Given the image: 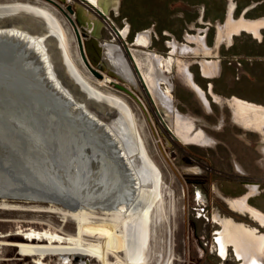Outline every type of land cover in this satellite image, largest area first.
<instances>
[{
	"label": "bare ground",
	"instance_id": "6f19581e",
	"mask_svg": "<svg viewBox=\"0 0 264 264\" xmlns=\"http://www.w3.org/2000/svg\"><path fill=\"white\" fill-rule=\"evenodd\" d=\"M75 3L77 7L73 13L67 8L69 14L75 18L68 14L66 16L75 26L76 35L73 34L68 23L61 19L63 15L60 18L47 7L29 1H1L0 66L2 70L8 68V63L2 60V57L5 56L4 51H10L11 46L15 47L11 50L14 58L17 56V66L25 65L24 71L31 68L35 73L29 64L21 61L23 60L21 56L24 55L31 63L36 62L39 72L35 75L37 77L35 79L43 85V92L46 94L47 90L53 92L55 97L52 98L54 101L58 100L56 103L60 106L58 109L62 111L63 116H67V119H72V116L75 123L78 122L93 133L94 140L99 138L97 142L95 141L97 147L105 146L112 152L113 157L110 155L104 166L100 164L106 169H103V172L100 171V174L97 171L98 176L92 180H87L79 173L75 184L67 183L73 194L64 191L65 194H62L65 196L59 197L49 196L47 189L41 190L39 185V187L35 185V182L43 185L50 182L49 174L51 173L44 164L47 162L48 153L32 155L36 158L31 159L33 163L39 164V166L36 165L37 169L32 170L34 173L32 176L40 177L38 179L17 181L3 177L0 170V207L21 208L17 201H11V198L15 197L49 203L47 208L33 207L34 210L39 211L58 212L61 209L57 205H63L76 224V232L73 235H66L58 231L32 230L26 234L24 245L26 248L43 250L41 253L47 257L48 254L58 256L60 264H91L93 260L98 261V264H147L154 257L152 248L160 238L159 233L165 230L167 234L168 231V236L172 238L175 227L172 224V216L165 207V194H163L165 184L162 171L156 165L149 152L151 149L149 150L147 146L144 115L150 116L157 128L156 131L165 136L169 145L184 136L188 140L187 143L191 145L202 148L217 146V140L206 135L202 129H199V136L204 134L206 137L190 143L188 136L195 131L196 127L194 120L188 119L176 105L178 100L174 96L175 85L172 77L175 64H178L181 80L197 94L206 111L213 113V103L222 108L227 106L231 110L232 122L236 126L260 136L261 153H259L263 156L264 105L236 96L226 98L216 94L212 84L208 86L209 92L198 84L191 64H197L200 67V72L203 73L201 76L205 80L219 78L222 72L220 59L209 57L214 49L208 44L207 34H205L207 30L197 35L186 32L184 35L186 42H179L174 37L166 43L170 52L162 55L150 49L154 45V33L151 29L139 31L133 43L128 44L131 36L128 19L124 21L123 28L118 27L117 24V21L122 18L121 0H75ZM256 7L257 5L249 7L237 19L235 17L237 6L234 2H230L226 21L219 22L217 26L218 47L220 44L233 47L236 37L244 33L262 41L264 18L250 20L246 17ZM196 29L192 25L190 30ZM104 30L111 35L109 40L102 39ZM79 37L88 63L81 53ZM71 39H76L78 42L81 62L84 66L92 74L96 71L103 76L99 79L93 74L99 79L96 85L86 81L79 73L77 63L74 64L70 51ZM4 46L6 49H3ZM212 56H215V53ZM190 57L199 59L190 63L187 61ZM93 66L97 70H93L91 68ZM7 72L13 78L15 77L12 71ZM118 80H122L124 82L122 86L133 94L123 91L127 95L120 96L103 90L112 85L115 87L114 84H118ZM163 111L169 116L168 121ZM47 119L49 121L50 118L47 117ZM51 123L50 129L46 126L48 130L40 131L43 136L41 138L44 140L42 142L46 141V147L51 146L50 152L57 150L59 152H56L57 154H62L63 150L55 145L61 136L53 132V126L55 125V131H57L58 124ZM222 125L221 121L219 128ZM32 138L39 143L35 136ZM32 165L26 161L18 163L17 167L28 169L33 168ZM236 165L239 173L247 172L239 161H236ZM10 170L13 169L8 171ZM191 170L197 173L199 169ZM56 176L62 177V175ZM249 188L251 193L237 198L225 197L220 191L217 193L233 213L249 216L258 225L264 227V214L251 206L248 201L250 196L258 194V188L254 185ZM96 213L107 218L108 227L112 225L111 236L123 238L121 252L110 249L104 240L99 241L97 245L95 241L86 239L85 231L90 228L89 225L97 224L98 216H94ZM214 222L220 228L215 234V247L222 257H226L231 248L240 264H264V232L220 213H215ZM7 237L17 239L19 235H0V238ZM46 258L38 259L36 264H47Z\"/></svg>",
	"mask_w": 264,
	"mask_h": 264
},
{
	"label": "rangeland",
	"instance_id": "374dc122",
	"mask_svg": "<svg viewBox=\"0 0 264 264\" xmlns=\"http://www.w3.org/2000/svg\"><path fill=\"white\" fill-rule=\"evenodd\" d=\"M19 1L38 3L55 12L60 18L63 15L61 19L65 23H68L73 34H75V26L68 21L66 16V14L70 15L67 10L69 6L73 10L76 9L75 0ZM230 2H234L237 6L235 13L237 19L253 5H257V7L251 10L246 17L250 20L264 18V0H121L122 18L117 21V24L118 27L123 28L124 21L128 19L131 29V36L128 39L129 45L133 43L136 33L144 29H151L154 33V45L150 49L162 55H167L170 52L166 43L169 40H173L174 37L179 42H186L184 38L186 32L197 35L207 30L205 34H207L208 44L214 49L212 51L213 54L209 55V57L220 59L222 72L219 78L205 80L201 76L200 67L197 64H191V69L196 76L198 84L205 91H208V86L211 83L218 95L226 98L236 96L247 100L238 96L239 89L244 90L240 83L243 76L241 72L243 67L241 66L253 65L256 62L264 64V33L262 41L256 40L244 33L242 36L236 37L233 47L229 48L225 44H220L218 47L217 26L219 22L224 23L226 21ZM70 17L75 18L72 15ZM74 22L76 23L75 20ZM192 25L197 29L190 30ZM110 37L111 35L104 30L102 39L109 40ZM123 42L126 44L125 41ZM0 45H2L1 42ZM70 45L71 56L73 61H75L74 64L76 65L77 63L76 67L79 73H81V76L86 81L91 82L92 85H96L99 79L81 62V53L77 40L71 39ZM13 48L15 49V47L11 46L12 50ZM3 49H6L5 46ZM11 49L10 51L3 50L5 52L3 55L5 56L2 59L8 63L7 67L9 69L7 68L5 71H12L15 76L14 80L17 83V56L14 58ZM214 53L215 56H212ZM24 57V55L20 57L23 58L21 61L29 64V67L31 66L35 74L38 75L39 70H37L38 66L36 62L31 63ZM192 57L186 58L187 61L193 63L199 59ZM232 65H234L235 71H227L228 68H232ZM91 68L97 70L94 66ZM89 73L91 75H88ZM172 77L175 85L174 96L178 100L176 105L188 119L194 120L196 127L195 131L188 136L190 143H195L208 135L217 140V146L214 148H202L194 144L191 145L187 143L188 140L184 136L179 137L178 140L169 145L165 136L156 131L157 128L150 119V116L148 114L144 115L147 146L148 149H151H149V152L155 160L156 165L162 171L165 184L163 190V194H165V207L170 212V216L173 219L172 224L175 227L172 238L168 236V231L167 234L165 230L159 233L160 238L157 239L152 248L154 257L147 264H240L231 248L226 257H222L216 249L215 234L220 228L214 222V215L215 213H220L224 216H231L236 221L244 222L251 226L257 227V225L248 218L249 216L241 217L233 213L218 196L217 191H220L225 197L230 196L231 198L240 197L245 192V189L242 187L241 174L237 170L238 166L236 168V161H239L251 173L249 180L261 185L262 197L264 198V156L260 154L259 150L261 138L255 133L250 132V134L248 131L236 126L232 122V113L227 106L222 108L213 103V113L206 111L197 94L181 80L177 63L174 66ZM117 83L123 85L124 82L118 80ZM253 83L254 79H252L251 84ZM103 90L116 93L120 96H125L124 94H126L113 87V85L103 88ZM245 92L248 91L246 90ZM47 94L50 98L55 97L53 92L49 90H47ZM247 95L258 100L264 99V93L260 94L258 91H253V89ZM210 99L213 101L212 98ZM56 100L55 102H58ZM55 106H57L55 108L56 112L51 111L52 114L48 118H50L49 123L57 121L59 122L57 128L59 130L62 128L57 133L59 137L61 136V139L57 140V144H55L57 145L56 147H60L63 150L62 154H57V150L56 152L54 151L55 153L50 152L52 149H49L51 148L49 143L48 147L44 148L42 145V148V146H39V143H36L31 138L28 140L29 144L26 146V150L22 149L21 151L22 154L20 155L22 159L19 158L20 160H17V162L25 163L27 161L29 163L28 161H31L30 164H33V168H19L17 167L18 163L17 166H7L3 164L5 163L3 160H0V167H3L0 170L3 177L13 178L17 181L38 179L40 177L32 176V174L34 175L32 170L37 169L36 165L39 166L38 163H33V158H36L32 157V155L36 156L42 154V152L48 153L47 162L44 164H46V168L51 173L49 174V185L39 184L38 182H35V185L37 187L40 186L41 190L47 189L49 196L60 197L61 195L65 196L63 195L65 192L73 194L72 189L67 183H76L80 174L84 178L86 177L87 180H92L98 176L97 171H99V174L100 171L103 172V169L106 168L101 166H104L108 162L107 158L110 155L113 157V154L105 146L97 147L98 145L95 141L97 142L99 138L94 140L93 133L86 130L78 122V124L75 123L76 121L72 116L73 120L67 119V116H63L62 111L58 109L60 106L57 103ZM163 114L168 121L169 116L164 111ZM221 121L223 125L219 128ZM53 129V132H56L55 125ZM199 129H202L206 135L199 136ZM91 131L94 132L93 130ZM39 149L43 150L40 151ZM55 168L58 169L56 170ZM193 168L199 169L197 173L191 170ZM9 169L13 170L8 171ZM58 170L61 172H58ZM56 175H62V177H57ZM61 181L63 183L60 184ZM52 184L56 186L54 187ZM45 185L51 188H45ZM11 201H17V204L21 205V208L0 207V235L17 234L19 238H0V264H36L38 259L42 257L45 259L47 257L41 253L43 250L24 247L26 244V234L32 230L58 231L63 234L66 233V235H73L76 232V224L71 220V214L65 211L66 208L63 205H57L61 209L58 212H50L33 209L34 206L47 208L49 203L45 201H28L26 198L20 197L11 198ZM94 216H98L96 220L97 224L89 225L90 228L85 231L86 239L95 241L94 243H97V245L99 241L104 240L110 249L121 252L123 238L121 236H117L116 238L111 236L113 234L112 225L110 227L107 226L109 222H107L106 217L98 213L94 214ZM260 230L264 231V229ZM53 253H55L54 250ZM45 263L60 264L58 256H50V254H48ZM91 264H98V261L94 262L93 260Z\"/></svg>",
	"mask_w": 264,
	"mask_h": 264
},
{
	"label": "water",
	"instance_id": "95a60500",
	"mask_svg": "<svg viewBox=\"0 0 264 264\" xmlns=\"http://www.w3.org/2000/svg\"><path fill=\"white\" fill-rule=\"evenodd\" d=\"M68 10L73 13L71 6L68 7ZM78 36H80L79 33ZM79 44L81 53L86 60L80 37ZM23 68V64L17 66L16 83L14 78L4 69L3 72L2 67H0V160L5 162L3 164L11 165L12 167L17 166V160L19 161V158H21L22 149L26 148L28 140L33 136L38 139L39 146L43 145L46 148L45 145L47 143L46 141L42 142L43 139L41 137L43 136L40 131L44 132L50 129L49 127L52 126V123H49L47 117L52 114L51 111L56 112L55 108H57L53 98L43 92L42 86L37 82V77L33 70L27 69V71H24ZM93 74L99 79L103 78L96 71H93ZM109 75L114 77L111 73ZM114 86L119 90L133 94L120 84H114ZM57 113L60 114L59 112ZM57 123L59 126V122ZM46 126H48V129ZM61 130L62 128L60 130L57 128L56 133ZM28 162L30 164L31 161ZM45 187L47 186L45 185Z\"/></svg>",
	"mask_w": 264,
	"mask_h": 264
},
{
	"label": "crops",
	"instance_id": "0c3cea01",
	"mask_svg": "<svg viewBox=\"0 0 264 264\" xmlns=\"http://www.w3.org/2000/svg\"><path fill=\"white\" fill-rule=\"evenodd\" d=\"M241 67H243V69L241 71L243 73V76L240 80V83L242 84L241 86H243L244 90L239 89V93H238L239 95L238 96L245 98L248 101L255 102V103L260 104V105H264V99L258 100V99H254L252 96L247 95V93L252 89H253V91L254 90L258 91L260 94L264 93V76H263L264 64L256 62L253 65H249V66L247 65V66H241ZM227 71L234 72L235 71L234 65H232V68H228ZM202 74L203 73H201V75ZM252 79H254L253 84H251ZM246 86L248 87L247 89H246ZM246 90L248 92H245ZM208 92H209V89H208ZM232 97H230V98H232ZM245 169L248 172V176H240L238 174L240 177H242V187L245 189V192L242 195L249 194V192H250V188H247L246 182L257 184L258 185V194L254 195V196H250L248 201H249V204L251 206H253L254 208H257V210H259L260 212H262L264 214V198L262 197L261 185L254 182V181L249 180V178H251V173L249 172V170L246 167H245ZM242 195H240V196H242ZM228 197H230V196H228ZM241 217H247V216H241ZM248 218L251 219L250 217H248ZM254 223L257 225V227H255V226H252V227L257 228L258 231H260V232H264V231L260 230V229H264V227H261L256 222H254Z\"/></svg>",
	"mask_w": 264,
	"mask_h": 264
},
{
	"label": "flooded vegetation",
	"instance_id": "af4514ba",
	"mask_svg": "<svg viewBox=\"0 0 264 264\" xmlns=\"http://www.w3.org/2000/svg\"><path fill=\"white\" fill-rule=\"evenodd\" d=\"M236 168H237V165H236ZM239 173V172H238ZM239 174H241V176H247L248 175V172H245L244 171V173L242 174V172L241 173H239ZM257 186L255 183H250V182H246V186L249 188L250 186ZM258 188V187H257ZM249 193H251V189H250V192Z\"/></svg>",
	"mask_w": 264,
	"mask_h": 264
}]
</instances>
